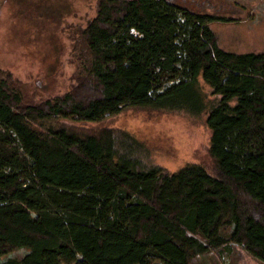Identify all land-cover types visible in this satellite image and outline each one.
<instances>
[{
    "label": "trees",
    "instance_id": "trees-1",
    "mask_svg": "<svg viewBox=\"0 0 264 264\" xmlns=\"http://www.w3.org/2000/svg\"><path fill=\"white\" fill-rule=\"evenodd\" d=\"M232 19L96 0L63 90L29 99L0 69V256L25 250L0 264H195L230 244L264 263V48H222L209 22ZM129 106L205 114L208 165L141 163L130 132L93 124Z\"/></svg>",
    "mask_w": 264,
    "mask_h": 264
},
{
    "label": "rangeland",
    "instance_id": "rangeland-1",
    "mask_svg": "<svg viewBox=\"0 0 264 264\" xmlns=\"http://www.w3.org/2000/svg\"><path fill=\"white\" fill-rule=\"evenodd\" d=\"M95 1L0 0V69L11 72L27 98L37 100L66 87L74 66L73 37L94 15ZM173 1L193 10L235 17L209 22L222 48L235 52L264 48V0ZM204 119L205 114L192 117L183 111L129 106L93 124L130 132L142 144L137 152L141 163L172 172L188 162L208 165L210 130ZM24 252L19 249L2 255L0 261ZM195 264L264 263L241 246L230 244L198 257Z\"/></svg>",
    "mask_w": 264,
    "mask_h": 264
}]
</instances>
